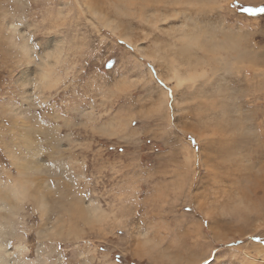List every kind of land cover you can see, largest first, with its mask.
<instances>
[{
	"label": "rangeland",
	"instance_id": "374dc122",
	"mask_svg": "<svg viewBox=\"0 0 264 264\" xmlns=\"http://www.w3.org/2000/svg\"><path fill=\"white\" fill-rule=\"evenodd\" d=\"M249 7L264 0H0L8 264H264Z\"/></svg>",
	"mask_w": 264,
	"mask_h": 264
},
{
	"label": "bare ground",
	"instance_id": "6f19581e",
	"mask_svg": "<svg viewBox=\"0 0 264 264\" xmlns=\"http://www.w3.org/2000/svg\"><path fill=\"white\" fill-rule=\"evenodd\" d=\"M95 13H97V11H94ZM50 54L47 55L46 57L42 60V62L40 63L41 65V69L39 72V77H38V82L40 85L42 86H47V85H52L55 78H53L54 75V71H55V63H51V61L49 60ZM58 60V58H56ZM4 198L3 196H1V192H0V206L2 207L4 205ZM89 213L93 216L96 217L99 220L105 219L107 217V215L102 212L101 209L97 208V207H91L89 209ZM5 226V223H2V221H0V233L3 231V227ZM5 231V230H4ZM6 252L2 242L0 241V264H8L7 261H5L4 259V255L3 253Z\"/></svg>",
	"mask_w": 264,
	"mask_h": 264
},
{
	"label": "snow or ice",
	"instance_id": "6c2138e0",
	"mask_svg": "<svg viewBox=\"0 0 264 264\" xmlns=\"http://www.w3.org/2000/svg\"><path fill=\"white\" fill-rule=\"evenodd\" d=\"M242 10L246 11V12H256V11H264V8L256 9V8L249 7V8H243ZM193 143H194V141H193Z\"/></svg>",
	"mask_w": 264,
	"mask_h": 264
}]
</instances>
